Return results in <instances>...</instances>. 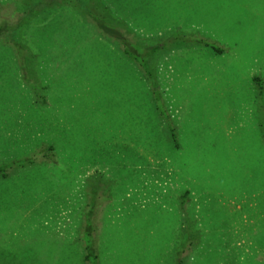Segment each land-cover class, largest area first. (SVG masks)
Instances as JSON below:
<instances>
[{
  "label": "rangeland",
  "instance_id": "rangeland-1",
  "mask_svg": "<svg viewBox=\"0 0 264 264\" xmlns=\"http://www.w3.org/2000/svg\"><path fill=\"white\" fill-rule=\"evenodd\" d=\"M3 23L0 166L40 157L0 174V264H85L88 217L100 264H264V0H0Z\"/></svg>",
  "mask_w": 264,
  "mask_h": 264
},
{
  "label": "trees",
  "instance_id": "trees-1",
  "mask_svg": "<svg viewBox=\"0 0 264 264\" xmlns=\"http://www.w3.org/2000/svg\"><path fill=\"white\" fill-rule=\"evenodd\" d=\"M95 10V9H94ZM88 14L90 15V18L93 20V22L97 25L98 29L100 32H102L105 36H107L108 38L115 40L118 45L122 48V53L125 54L126 56H128L132 61H134L139 68L144 72V76L148 79L149 81V85H150V89L151 90H155V88H157V84H156V79L153 75V72L151 70V65L149 63V54L148 55H144V52L140 53V51L142 50V48H140V46L136 43H134L131 39L127 38L122 30V27H118L117 25L113 24L111 21H109L106 17H105V13H100L95 11H89ZM10 30V27H8V25L6 23H3V25H0V34L7 32ZM172 40L174 42H190V41H195L196 40H192L190 38H186V37H180V36H173ZM204 43H206V46H211L213 51L216 52L217 54H221L223 53V49L214 46L211 43H207L204 41ZM24 73V78L26 79V70L23 69L22 70ZM254 82L258 88V99H260V101L262 102V104H264V81L262 78L260 77H255L254 78ZM160 114L163 117V111L160 112ZM167 121V120H166ZM170 131L172 133V138L173 141L175 143V146L178 145V139H176V135L174 133V129L170 126ZM53 149V148H50ZM36 157H40V154L35 155L32 158H28L25 160H21L19 162H13L11 164H8L6 166H0V174L6 176L7 175V170H10L9 168H13L14 166H20V167H24L26 165L32 164L35 161ZM183 200L186 199V196H184L182 198ZM88 222L87 224H85V236H84V245H83V252H84V262L85 264H100V256L97 253V248L95 243H93V241L95 240L90 239L91 238V230L93 225L91 222L90 217L87 218ZM87 234V239L85 238ZM96 242V240L94 241ZM190 245V241H189V234L186 233L183 242H182V250H186Z\"/></svg>",
  "mask_w": 264,
  "mask_h": 264
}]
</instances>
